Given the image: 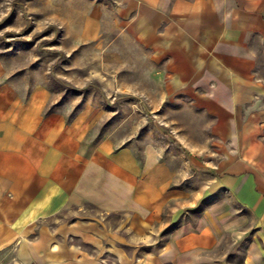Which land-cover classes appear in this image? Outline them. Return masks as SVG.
Listing matches in <instances>:
<instances>
[{
    "label": "crops",
    "instance_id": "1",
    "mask_svg": "<svg viewBox=\"0 0 264 264\" xmlns=\"http://www.w3.org/2000/svg\"><path fill=\"white\" fill-rule=\"evenodd\" d=\"M125 3L135 15L131 33L144 29L152 43L166 36L173 75L209 117L218 157L206 173L208 196H225L194 223L169 231L161 248L141 261L264 264V0ZM8 94L0 97L1 261L11 253L4 264H102L69 244L72 238L92 244L86 228L50 223L83 202L153 221L170 177L105 139L90 142L83 129L55 115L40 116L41 107H13Z\"/></svg>",
    "mask_w": 264,
    "mask_h": 264
},
{
    "label": "rangeland",
    "instance_id": "2",
    "mask_svg": "<svg viewBox=\"0 0 264 264\" xmlns=\"http://www.w3.org/2000/svg\"><path fill=\"white\" fill-rule=\"evenodd\" d=\"M134 22L125 0H0V97L12 91L13 107H41L40 116L55 115L170 177L153 221L83 202L50 223L86 228L92 244H69L102 264H144L169 231L225 197L208 196L206 173L218 157L209 117L173 75L166 36L152 43L144 29L129 31Z\"/></svg>",
    "mask_w": 264,
    "mask_h": 264
}]
</instances>
